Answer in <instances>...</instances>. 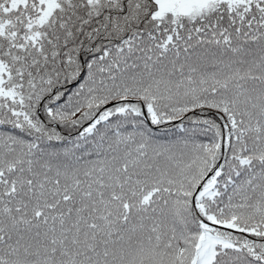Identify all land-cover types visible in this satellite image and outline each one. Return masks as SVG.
Returning <instances> with one entry per match:
<instances>
[{"label":"snow or ice","instance_id":"obj_1","mask_svg":"<svg viewBox=\"0 0 264 264\" xmlns=\"http://www.w3.org/2000/svg\"><path fill=\"white\" fill-rule=\"evenodd\" d=\"M0 264H264V0H0Z\"/></svg>","mask_w":264,"mask_h":264}]
</instances>
